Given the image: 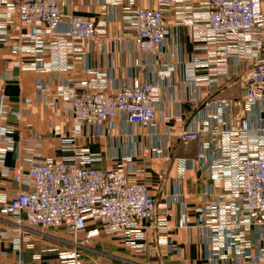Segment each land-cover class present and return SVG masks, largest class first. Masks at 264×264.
Here are the masks:
<instances>
[{
    "label": "crops",
    "instance_id": "crops-1",
    "mask_svg": "<svg viewBox=\"0 0 264 264\" xmlns=\"http://www.w3.org/2000/svg\"><path fill=\"white\" fill-rule=\"evenodd\" d=\"M14 2L0 0V5ZM206 3L71 0L52 34L19 21L13 7L0 13V27L5 29L0 32L2 121L12 127L14 143L1 156L0 197L27 188L11 177L13 170H24L27 153L60 160L78 148L88 156L87 166L120 168L126 178L142 182L157 204L159 228L148 229L136 240L152 256L118 235L99 233L79 244L78 264H264V217H248L226 181L234 170L232 159L226 160L232 149L226 148L227 134L253 132L264 124V102L243 101L244 76L253 63L264 60V41L243 30H209ZM137 4L161 9L165 37L159 54H141L133 42ZM258 6L264 10V0H258ZM71 15L93 20L96 37L69 40ZM55 42L57 49L52 47ZM136 58L140 66L134 65ZM168 66V76L163 77ZM134 79L158 87L148 126L129 123L122 113L110 123L85 125L74 122L62 107L60 92L69 86L85 82L79 90L111 94ZM202 126L210 135L180 139L181 130ZM202 142H207L206 148L200 147ZM213 204L223 207L221 223L229 225V235H236L225 237L219 248L209 238L215 222L210 215ZM225 206H233L234 212L225 213ZM94 225L97 222L88 221L86 228ZM50 229L20 226L0 214V264H66L59 253L75 247L73 238Z\"/></svg>",
    "mask_w": 264,
    "mask_h": 264
},
{
    "label": "built area",
    "instance_id": "built-area-1",
    "mask_svg": "<svg viewBox=\"0 0 264 264\" xmlns=\"http://www.w3.org/2000/svg\"><path fill=\"white\" fill-rule=\"evenodd\" d=\"M70 1L15 0L14 3L0 5V13L5 14L13 7L19 21L42 26L52 34L61 20L63 7ZM148 1L159 6H170L179 0ZM206 4V27L209 30L224 34L243 30L264 41V10L259 8L258 0H207ZM67 25L66 37L69 40L90 41L97 35L96 24L91 19L71 15ZM133 28V42L138 52L159 54L165 37L161 9L135 5ZM4 31L0 27V32ZM57 44L53 43L52 47L57 49ZM227 49H223L224 54ZM134 65H141L138 58L134 59ZM37 68L41 69V65ZM170 69L168 66L162 76L167 77ZM244 80V103L252 105L256 101L264 102V60L253 63L247 69ZM84 85L85 82H81L60 92L62 107L74 122L100 126L110 123L118 113H122L129 123L142 127L152 123L157 103L156 83L134 79L129 84L116 87L111 94L79 90ZM4 99L5 95L0 92V164L2 154L14 144L10 136L12 127L2 121ZM214 121L217 122L218 118ZM206 134L209 131L202 126L195 130H181L179 137L183 141H190ZM227 135L226 148L229 151L232 149L226 160L232 159L234 162V170L226 177L227 189L231 195L241 199L248 217L253 220L264 217V124L253 132L238 131ZM200 147L206 148L207 142H202ZM88 160V156L78 148L73 156L60 160L36 158L27 153L24 170L15 169L11 174L13 180L26 184L27 188L13 192L8 198L0 197V214L10 216L20 226L64 228L75 244L71 250L59 253V258L66 264H78L79 244L89 243L99 233L109 237L118 235L127 245L144 251L146 256H152L153 253H148L144 244L136 243L148 229L159 228L156 224L157 204L146 186L140 181L126 178L120 168L103 170L89 167L86 165ZM222 161L225 162L224 159ZM2 173L6 174V170H2ZM222 208L215 204L210 208L215 222L209 238L217 248L225 237L236 236L228 234L227 223H221L225 215ZM224 208L225 213L234 212L233 206ZM88 221L97 222V225L86 228Z\"/></svg>",
    "mask_w": 264,
    "mask_h": 264
},
{
    "label": "rangeland",
    "instance_id": "rangeland-1",
    "mask_svg": "<svg viewBox=\"0 0 264 264\" xmlns=\"http://www.w3.org/2000/svg\"><path fill=\"white\" fill-rule=\"evenodd\" d=\"M52 232L63 234L62 236L66 239L67 232L62 228L61 226L53 227V229H50ZM65 232V233H64ZM69 235V234H68Z\"/></svg>",
    "mask_w": 264,
    "mask_h": 264
}]
</instances>
